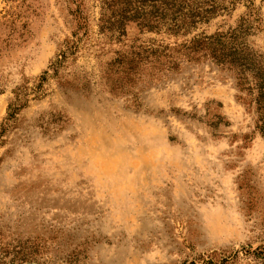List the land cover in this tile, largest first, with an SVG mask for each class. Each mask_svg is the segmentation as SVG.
I'll return each instance as SVG.
<instances>
[{
    "label": "rangeland",
    "instance_id": "rangeland-1",
    "mask_svg": "<svg viewBox=\"0 0 264 264\" xmlns=\"http://www.w3.org/2000/svg\"><path fill=\"white\" fill-rule=\"evenodd\" d=\"M100 1L0 0V264H264L249 76L205 58L116 91L102 79L122 46L203 36L264 75V0H215L185 37L129 24L118 40Z\"/></svg>",
    "mask_w": 264,
    "mask_h": 264
},
{
    "label": "trees",
    "instance_id": "trees-1",
    "mask_svg": "<svg viewBox=\"0 0 264 264\" xmlns=\"http://www.w3.org/2000/svg\"><path fill=\"white\" fill-rule=\"evenodd\" d=\"M99 28L102 34L118 40L125 37L129 24H134L140 33L154 32L166 36L185 37L199 24L207 23L225 8L215 0H101ZM201 38V39H194ZM221 37H193L182 44H142L122 46L102 73V79L111 91L133 84L135 78L147 74L175 71L180 61H198L208 58L213 62L233 68L242 82L251 79L255 91L254 103L258 115L257 129L264 138V75L254 71V61L236 62L233 53H228ZM71 42L60 51L50 70L56 74L64 62L76 50ZM254 67V66H253ZM44 75H47L45 72ZM44 79V78H43ZM206 264H213L208 262Z\"/></svg>",
    "mask_w": 264,
    "mask_h": 264
}]
</instances>
